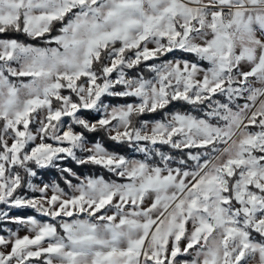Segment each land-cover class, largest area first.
Masks as SVG:
<instances>
[{"label":"snow or ice","instance_id":"1","mask_svg":"<svg viewBox=\"0 0 264 264\" xmlns=\"http://www.w3.org/2000/svg\"><path fill=\"white\" fill-rule=\"evenodd\" d=\"M0 264H264V0H0Z\"/></svg>","mask_w":264,"mask_h":264},{"label":"trees","instance_id":"2","mask_svg":"<svg viewBox=\"0 0 264 264\" xmlns=\"http://www.w3.org/2000/svg\"><path fill=\"white\" fill-rule=\"evenodd\" d=\"M171 58V57H169ZM207 66V65H205ZM108 146L109 147H113V145L111 144V142H108ZM139 157V156H138ZM69 166H72L75 168V170L78 172V173H81L83 172L84 174H101V175H104L105 177H109L110 174H108L105 170H102V169H98V168H93L91 166H89V168H83L81 166H78V165H75L74 162H70ZM42 173L44 175L45 178L47 179H50L48 178L49 176H51L52 174L50 173H46L45 171L42 170ZM54 176V175H53ZM55 178V177H54ZM14 214H19V215H32V214H35L39 217V214L37 213H34V210H17Z\"/></svg>","mask_w":264,"mask_h":264},{"label":"rangeland","instance_id":"3","mask_svg":"<svg viewBox=\"0 0 264 264\" xmlns=\"http://www.w3.org/2000/svg\"><path fill=\"white\" fill-rule=\"evenodd\" d=\"M137 158H139V157L137 156ZM100 175H101V174H100ZM41 177L44 179L45 182H48L49 179H47V178L44 177L42 171H41ZM54 177H55V176L51 175V176H49L48 178H50V179H55ZM106 178H107V177H106ZM34 182H38V179H37V178H34ZM24 191L27 192V191H29V190L25 187ZM38 218H39V217H38ZM23 234H24V233L21 232V235H23Z\"/></svg>","mask_w":264,"mask_h":264}]
</instances>
